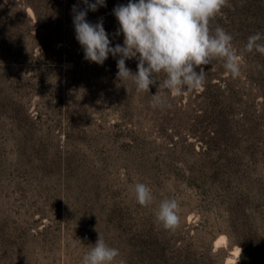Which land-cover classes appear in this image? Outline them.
Returning <instances> with one entry per match:
<instances>
[{
    "label": "rangeland",
    "instance_id": "1",
    "mask_svg": "<svg viewBox=\"0 0 264 264\" xmlns=\"http://www.w3.org/2000/svg\"><path fill=\"white\" fill-rule=\"evenodd\" d=\"M35 2L37 16L0 0V264H81L99 234L125 264H264V55L244 52L235 78L213 61L201 91L162 90L171 107L153 109L157 86L120 82L119 56L84 58L83 0ZM128 2L87 11L112 47ZM210 23L241 51L264 33V0H229ZM164 198L180 206L174 230L155 218Z\"/></svg>",
    "mask_w": 264,
    "mask_h": 264
},
{
    "label": "clouds",
    "instance_id": "2",
    "mask_svg": "<svg viewBox=\"0 0 264 264\" xmlns=\"http://www.w3.org/2000/svg\"><path fill=\"white\" fill-rule=\"evenodd\" d=\"M83 3L84 10L78 11L76 5L72 10L75 38L83 48L84 58L103 65L109 54L119 56L116 78L120 82L130 81L137 93H149L150 86H157L150 99L153 109L171 107L167 96L161 95L162 90L172 97L201 91L206 83L203 66L213 61H221L235 78L240 75L244 52L264 55V33L250 35L243 50L238 51L232 34L222 27H211L210 22L228 6L229 0H129L113 9L119 23L117 35H123V45L114 47L110 46L102 18L95 24L86 20L87 11L106 6L105 0ZM132 58L138 59L135 73L125 63ZM130 191L139 205L153 204V193L145 183H135ZM179 211L176 199L164 198L155 211L156 221L164 229L174 230L180 223ZM120 256L119 249L108 245L99 234L81 264H125L123 259H117Z\"/></svg>",
    "mask_w": 264,
    "mask_h": 264
},
{
    "label": "trees",
    "instance_id": "3",
    "mask_svg": "<svg viewBox=\"0 0 264 264\" xmlns=\"http://www.w3.org/2000/svg\"><path fill=\"white\" fill-rule=\"evenodd\" d=\"M36 0H26V5L29 6V8L33 11V13L37 16L38 9H37V2Z\"/></svg>",
    "mask_w": 264,
    "mask_h": 264
}]
</instances>
